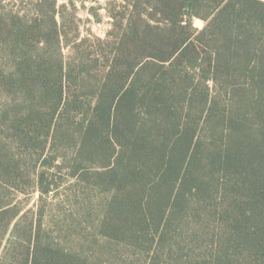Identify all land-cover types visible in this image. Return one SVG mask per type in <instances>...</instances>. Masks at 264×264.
Instances as JSON below:
<instances>
[{"label":"trees","instance_id":"16d2710c","mask_svg":"<svg viewBox=\"0 0 264 264\" xmlns=\"http://www.w3.org/2000/svg\"><path fill=\"white\" fill-rule=\"evenodd\" d=\"M105 4L0 0V264H264V0Z\"/></svg>","mask_w":264,"mask_h":264},{"label":"rangeland","instance_id":"374dc122","mask_svg":"<svg viewBox=\"0 0 264 264\" xmlns=\"http://www.w3.org/2000/svg\"><path fill=\"white\" fill-rule=\"evenodd\" d=\"M67 0H59V3H63ZM77 6L79 7V14L80 16L83 17L84 22H82V30L84 33L90 32L92 34H95L97 36H101L104 37L106 35L107 30L110 28V18L106 15V11H105V6H106V2L108 0H89L85 2L86 7H82V3L80 0H75ZM91 6H96V12L99 14V16H101V21L97 22L96 17L94 15H92V13L89 12V8ZM204 22L202 19L197 18L195 20V25L199 28H201L203 26ZM12 191V190H11ZM11 191H7L5 197L3 195H0V204L5 200H12L14 201V203H18V206L22 209L21 214L25 213L27 211L26 214V218L24 220V222L21 223L19 229L20 232L19 234H23L26 233V226H29V224L31 222H34V219L37 220L39 218V209L41 207L42 209V203L39 202V192H31V191H27V193H18L15 194ZM60 195V200L65 199V195L63 192H59ZM56 196L54 194H51L48 197V201H55ZM67 207V206H66ZM57 211H56V217L54 219H52L51 225H49V221L50 219H46L44 218L43 220V226H45L47 228V230H51L52 231V237L54 238H66V233H61V235L58 232V226L62 225L63 222L58 221L59 217L57 216ZM48 214L50 215V213L48 212ZM52 215V213H51ZM53 218V217H51ZM17 221V219L15 220ZM14 221V222H15ZM14 224V223H13ZM13 224L10 227V230L13 228ZM58 224V225H57ZM5 232L3 230V221L0 218V238H7V236L9 235V232L6 235H4ZM4 235V236H3ZM60 235V236H59Z\"/></svg>","mask_w":264,"mask_h":264}]
</instances>
